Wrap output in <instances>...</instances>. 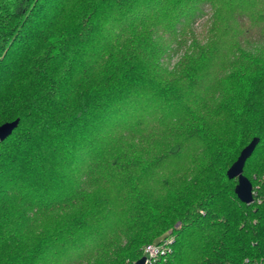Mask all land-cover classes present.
Listing matches in <instances>:
<instances>
[{
    "label": "trees",
    "instance_id": "trees-1",
    "mask_svg": "<svg viewBox=\"0 0 264 264\" xmlns=\"http://www.w3.org/2000/svg\"><path fill=\"white\" fill-rule=\"evenodd\" d=\"M16 120L0 264H134L169 237L149 264H264V0H0ZM254 138L246 205L227 172Z\"/></svg>",
    "mask_w": 264,
    "mask_h": 264
},
{
    "label": "water",
    "instance_id": "water-1",
    "mask_svg": "<svg viewBox=\"0 0 264 264\" xmlns=\"http://www.w3.org/2000/svg\"><path fill=\"white\" fill-rule=\"evenodd\" d=\"M19 120H16L11 123H6L0 126V141L6 140L13 131L18 127ZM259 139L254 138L251 143L243 149L237 161L231 166L227 172V176L230 180L237 179L238 184L235 188V193L239 200L246 204L250 205L254 201L253 196V185L251 181L244 175V167L247 160L252 156L257 145L259 144ZM147 258L143 256L139 261L134 264H146Z\"/></svg>",
    "mask_w": 264,
    "mask_h": 264
},
{
    "label": "built area",
    "instance_id": "built-area-1",
    "mask_svg": "<svg viewBox=\"0 0 264 264\" xmlns=\"http://www.w3.org/2000/svg\"><path fill=\"white\" fill-rule=\"evenodd\" d=\"M173 238L169 237L162 241L160 244L148 245L144 250V256L147 258L146 264H149L154 258L158 256H165L170 253V244Z\"/></svg>",
    "mask_w": 264,
    "mask_h": 264
},
{
    "label": "rangeland",
    "instance_id": "rangeland-1",
    "mask_svg": "<svg viewBox=\"0 0 264 264\" xmlns=\"http://www.w3.org/2000/svg\"><path fill=\"white\" fill-rule=\"evenodd\" d=\"M205 11L207 12L206 15H204L202 18H200L195 24V28L197 29V32H196L197 42L200 44L205 43L206 33L208 30V26H207L208 20H209V9H208V7H206ZM176 61H177V58L173 61L172 64H175Z\"/></svg>",
    "mask_w": 264,
    "mask_h": 264
}]
</instances>
